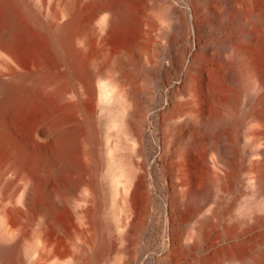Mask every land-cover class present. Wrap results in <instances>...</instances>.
Instances as JSON below:
<instances>
[{
	"label": "bare ground",
	"instance_id": "1",
	"mask_svg": "<svg viewBox=\"0 0 264 264\" xmlns=\"http://www.w3.org/2000/svg\"><path fill=\"white\" fill-rule=\"evenodd\" d=\"M178 1L0 0V264H264V0Z\"/></svg>",
	"mask_w": 264,
	"mask_h": 264
},
{
	"label": "rangeland",
	"instance_id": "2",
	"mask_svg": "<svg viewBox=\"0 0 264 264\" xmlns=\"http://www.w3.org/2000/svg\"><path fill=\"white\" fill-rule=\"evenodd\" d=\"M178 2H179L178 0H142L141 10L143 11L152 10L153 12H155V10H157V7L159 5L172 9L178 7ZM109 43L112 48H117L118 38L112 36L109 39ZM145 143H146L145 153L149 156L148 158L149 163L152 164L154 157L157 156V147L154 145L153 139L149 133L145 137ZM154 173L156 176V182L158 183L159 178H158L157 170H154ZM9 196H10V190L8 188L7 181H4V183L0 185V206H10L8 204ZM220 197L223 198V200L220 206L221 214L219 217L220 224L218 227L224 224V222L227 220V217L230 215H233L234 217L236 216L238 218L242 217L245 206H240V205L244 203L246 198H248V194L243 189H236L233 192H231L230 195H225L224 193H220ZM159 238H160L159 229H157L156 226L152 227L151 229L149 228L147 231L143 233V237L140 240V245H145L148 248L149 247L151 248L156 242L159 241ZM236 264H241V256H239V259L237 260Z\"/></svg>",
	"mask_w": 264,
	"mask_h": 264
}]
</instances>
